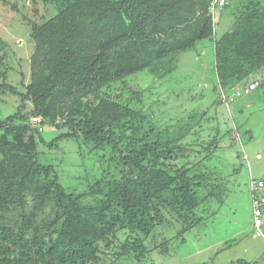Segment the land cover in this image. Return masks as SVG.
Masks as SVG:
<instances>
[{"label":"trees","instance_id":"obj_1","mask_svg":"<svg viewBox=\"0 0 264 264\" xmlns=\"http://www.w3.org/2000/svg\"><path fill=\"white\" fill-rule=\"evenodd\" d=\"M227 1L238 15L220 37L210 0H52L57 15L31 23L30 82L16 113L0 119V264H148L174 240L149 246L159 228H179L185 242L205 221L213 195H202L210 178L202 168L221 140L193 133L195 124L162 129L143 92L117 84L142 71L165 78L206 39L223 88L257 81L264 0ZM0 76V88L13 90L8 72ZM31 119L65 130L48 147L67 139L109 148L111 166L85 191L65 187L40 162L37 134L44 140Z\"/></svg>","mask_w":264,"mask_h":264},{"label":"rangeland","instance_id":"obj_2","mask_svg":"<svg viewBox=\"0 0 264 264\" xmlns=\"http://www.w3.org/2000/svg\"><path fill=\"white\" fill-rule=\"evenodd\" d=\"M57 13L52 0H0V55L5 58L0 72H8L6 83L13 88H0V119L16 113L19 94L30 82L35 49L31 23L43 24ZM237 15L233 5L217 8L218 37L230 30ZM253 79L261 86L247 95L242 88H223L215 44L206 39L181 52L177 69L165 78L142 71L117 84L142 91L144 107L162 129L179 122L195 124L193 133L200 132L205 140H221L202 168L210 174L202 195H213L204 206L205 221L184 235L185 242L177 236L179 228H159L157 236L148 240L149 246L174 240L168 253L154 252L148 264H236L239 260L264 264V236H258L254 227L251 188L253 180L264 181V69ZM34 127L44 140L40 142L37 134L40 162L53 166L65 187L85 191L92 179L111 166L109 148L93 150L67 139L50 148L46 143L65 130L50 124Z\"/></svg>","mask_w":264,"mask_h":264},{"label":"built area","instance_id":"obj_3","mask_svg":"<svg viewBox=\"0 0 264 264\" xmlns=\"http://www.w3.org/2000/svg\"><path fill=\"white\" fill-rule=\"evenodd\" d=\"M211 1V12L213 15V21L216 24L215 12L217 8H223L227 4V0H210ZM259 83L254 82L247 86L243 91L244 93L250 94L256 89H258ZM238 95L241 92L237 93ZM34 125H39L40 122L38 119H32ZM252 196H253V215H254V227L256 234L258 236H264L263 227H264V181H252Z\"/></svg>","mask_w":264,"mask_h":264}]
</instances>
